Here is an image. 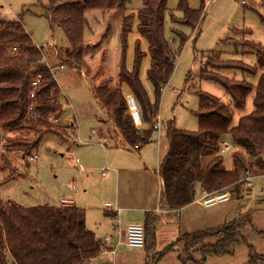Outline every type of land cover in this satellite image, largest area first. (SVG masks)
<instances>
[{"label": "trees", "instance_id": "1", "mask_svg": "<svg viewBox=\"0 0 264 264\" xmlns=\"http://www.w3.org/2000/svg\"><path fill=\"white\" fill-rule=\"evenodd\" d=\"M129 1L48 0L44 16L51 32L54 28L61 29L69 43L64 51L65 61L61 58L63 52L56 57L57 61H62L60 66L87 71V50L90 48L84 38L87 12H123ZM201 1L203 7L194 11L186 0H179L178 10L183 16L177 19L172 15V22L199 31L206 0ZM167 5L168 0H143V7L138 11V32L149 45L151 65L147 75L156 101L152 102L140 79L145 56L140 42L136 45L134 69L128 71L126 67L133 16L123 19L119 83L113 85L111 79H106L93 89L117 133L132 149L139 146L138 152L152 143L153 135L157 133L154 121L159 116L161 98L175 73L180 53L172 43L174 39L169 40L165 33ZM172 35L181 46L189 41L179 30H174ZM240 43L255 53L256 65L250 66L242 60H225L215 53L209 55L200 72L202 80L214 82L225 90L232 105L199 92V109L194 113L199 121L198 130H179L174 123L168 126L169 149L160 166V176L164 183L162 200L170 210L179 211L193 203L197 185L209 195L229 192L232 199L241 198L249 178L264 176V46L246 40ZM44 57L21 22L0 19V178L8 172L2 182L0 179V184L23 177L21 169L17 173L18 163L29 166V158L44 135H65L68 129L76 127L74 124L73 127L55 125L50 120L51 117L61 118L63 106L61 89L44 64ZM223 70L259 76L258 84L254 86L245 80L223 76L219 73ZM34 75L41 76L36 89L32 86ZM32 92L33 98L30 97ZM128 94L134 96L138 104L141 127L136 126L131 116L126 101ZM251 95H254V111L234 126V110H244ZM32 103L34 109L29 112ZM12 133H25L34 138L15 137ZM226 139L232 146L228 158L222 153ZM246 223H230L214 230L187 234L176 244L182 246L188 257L185 263L193 260L194 253H200L199 264H203L209 257L233 255L237 247L247 244L241 232ZM144 228L147 248L148 238L153 241L154 232ZM174 244L155 255V261L173 251ZM102 249L103 244L86 226L84 210L76 206L24 208L0 197V264H87L99 257ZM180 259L184 261L182 256ZM249 264H264V257L251 253Z\"/></svg>", "mask_w": 264, "mask_h": 264}, {"label": "rangeland", "instance_id": "2", "mask_svg": "<svg viewBox=\"0 0 264 264\" xmlns=\"http://www.w3.org/2000/svg\"><path fill=\"white\" fill-rule=\"evenodd\" d=\"M186 1L191 10L198 11L203 7L201 0ZM208 1L210 2L205 5L199 31H197L189 26L176 25L172 22V15L180 19L183 14L178 10L179 0H168L165 33L169 40L174 39L175 42L172 43L180 53L175 73L161 98L159 113L161 132L154 133L152 143L142 148H147L149 152L156 155H159V152L162 155L169 146L167 137L169 124L174 123L177 129L187 132L198 130L199 121L194 113L199 109V92L207 93L232 105L231 97L220 85L202 80L200 77V72L205 67L209 55L219 53L225 60H242L254 66L257 63L255 53L240 42L246 40L264 46V0H245V5L242 4L244 0ZM47 3L48 0H0V19L21 22L37 46L48 45L43 50L48 63L52 64L51 66H59L62 65V61H57L56 57L58 53L64 54L69 43L61 29L54 28V32H51L49 22L44 16V7ZM142 7L143 0H130L123 12L103 10L87 12L88 23L84 38L90 47L87 50L89 68L87 71H82L86 79L81 76L82 72L70 69L67 65L64 70L60 68L55 70V78L61 89L60 103L63 106L60 124L63 127H69L72 120L76 127L68 129L65 135L49 133L43 136L38 149L32 153V156L37 157V161L31 162L28 167H25L23 162L18 163L20 167L17 168V173H20L21 169L23 177L0 184V197L5 202L10 200L33 209L45 206L58 208L62 200H74L77 191L79 193L83 191L84 177L78 170L76 159L77 153L80 152V138L82 135L89 140L92 131L102 126L100 119H103L104 112L93 94V89L106 79H111L113 85L119 83L122 25L126 16L134 17L126 51L127 70L134 69L136 45L140 42V49L145 53L140 68V79L152 102L156 101L153 85L147 75L151 65L149 45L138 32V11ZM174 30L181 31L189 38L184 46H181L179 40L173 37ZM61 58L65 61L64 58L67 56L64 54ZM219 73L228 78L245 80L254 86L259 81V76L243 75L238 71L223 70ZM253 98L254 95L248 98L244 110H234V126L242 117L254 111ZM13 136L34 138L25 133L13 134ZM226 140L230 144V141ZM110 144L112 143H104L103 150ZM151 144L153 148L150 147ZM132 151L138 153V150ZM222 153L228 158L229 152H226L224 148ZM148 155L151 154L148 153ZM7 175L8 172L1 176V182ZM100 175L97 174L98 183L101 179ZM81 183L82 185L79 186ZM99 188V184L90 187L87 202L102 211L105 200ZM231 201L214 206L213 210H208L206 213L207 217L221 218L225 222L216 225L207 218L205 229L201 231L247 221L241 228L247 244L237 247L233 255L209 257L203 264H249L251 253L264 257V177H254L251 186L244 185L242 197L233 198ZM100 213L97 211L91 214L93 221L98 215H104L103 212ZM179 236L181 238L183 235ZM130 251L129 255L133 257L147 256L146 249ZM170 253H177V256H170ZM181 256L184 261H181ZM187 258L182 246L175 243L173 251L157 263H155V256L151 257L150 264H199L202 259L200 253H194L193 260L190 259L188 263H185Z\"/></svg>", "mask_w": 264, "mask_h": 264}, {"label": "crops", "instance_id": "3", "mask_svg": "<svg viewBox=\"0 0 264 264\" xmlns=\"http://www.w3.org/2000/svg\"><path fill=\"white\" fill-rule=\"evenodd\" d=\"M80 74L86 79L83 72ZM100 123L102 126L92 131L89 140L88 137L83 138L81 135L80 152L77 153L76 159L78 170L84 177L82 182L84 188L81 193L77 191L74 200H66L69 201L70 206L84 210L88 230L93 232L103 244L102 254L87 264H135L136 262L150 264L151 257L163 253L176 243L175 240L180 239L178 235L184 236L205 229L207 218L216 225L225 222L221 218L207 217V211L213 210L214 207L207 208L199 203L207 195L199 185L196 186L195 201L190 205L179 211L170 210L166 206L162 200L164 183L160 176V166L169 146L162 155L161 152L159 155L149 152L147 148L135 153L117 133L115 124L105 112ZM73 124L76 125L71 120L69 126L73 127ZM110 142L112 144L106 147L104 150L107 152H104V143ZM150 147L153 148V144ZM98 173L99 175L101 173L99 183ZM252 179H248V186H251ZM97 184L100 185L99 189L103 193L105 207L107 204L112 206L110 210L104 207L101 211L100 208L88 204L89 189ZM62 201L58 208H63ZM116 209L120 212L116 213ZM97 211L103 212L104 215H98L93 221L91 214ZM132 224H141L147 227L149 232H154V242L148 238L147 248H144L147 250V256L144 258L129 255L130 250H143L133 249L126 242L125 231ZM119 228L122 229L120 243ZM106 238H109L108 242H105ZM170 254L177 256V253Z\"/></svg>", "mask_w": 264, "mask_h": 264}, {"label": "built area", "instance_id": "4", "mask_svg": "<svg viewBox=\"0 0 264 264\" xmlns=\"http://www.w3.org/2000/svg\"><path fill=\"white\" fill-rule=\"evenodd\" d=\"M209 2L210 1L206 0L205 5L206 4L208 5ZM242 4L243 5L246 4L245 0L242 1ZM36 47L39 50L43 51L45 48L48 47V45L44 46V47H40V46L36 45ZM43 62H44V64H46L49 67V69L53 73L54 77H55V70L57 68H60V69L65 68L64 66H51L48 63V59L46 57H44ZM33 72H36V70L34 69ZM40 82H41V76L40 75H34V80L32 83L33 88L36 89L40 85ZM33 96H34V93L32 92L30 94V97L33 98ZM126 101H127V105H128L129 110H130L131 116L134 120V123L136 124L137 127H141L142 126V120H141L140 112L138 109V104L136 102L135 97L132 96L131 94H128L126 96ZM33 107H34L33 103L30 104L29 112L33 111V109H34ZM50 120L55 125L60 124V120H57V119L52 118V117L50 118ZM154 128L156 129V131L158 133L161 132L162 124H161L160 116H158L157 119L154 121ZM138 148H139V146H135V150H137ZM224 150L226 152H230L232 150V146L229 143L225 142L224 143ZM29 160L31 162L35 163L37 161V157L32 156L29 158ZM231 199H232L231 194L229 192H223V193L212 194V195L207 194L202 200L199 201V203H201L203 206H205L207 208H210V207H214V206H217L219 204H222V203L229 202V201H231ZM69 204H70L69 201H66V200L62 201L63 207H69L70 206ZM111 207L112 206L110 204H107L105 209L110 210ZM115 212L119 213L120 210L116 209ZM125 233H126V242H127L129 247H131L133 249H144L145 248V246H146V235H145V228L143 225H141V224L129 225L126 228ZM118 234H119V243H120L121 242V235H122V229L121 228L118 229ZM108 241H109V238H106L105 242H108Z\"/></svg>", "mask_w": 264, "mask_h": 264}]
</instances>
